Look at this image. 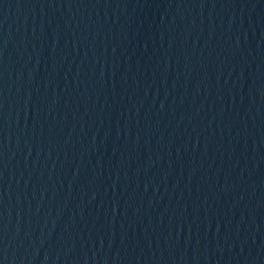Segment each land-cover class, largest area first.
<instances>
[{
    "label": "water",
    "instance_id": "obj_1",
    "mask_svg": "<svg viewBox=\"0 0 264 264\" xmlns=\"http://www.w3.org/2000/svg\"><path fill=\"white\" fill-rule=\"evenodd\" d=\"M0 264H264V0H0Z\"/></svg>",
    "mask_w": 264,
    "mask_h": 264
}]
</instances>
